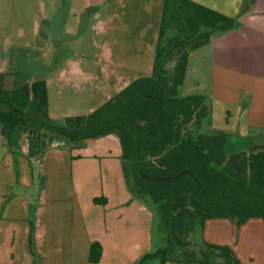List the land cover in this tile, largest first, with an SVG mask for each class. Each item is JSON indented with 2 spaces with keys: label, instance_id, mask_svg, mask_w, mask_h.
I'll use <instances>...</instances> for the list:
<instances>
[{
  "label": "crops",
  "instance_id": "crops-1",
  "mask_svg": "<svg viewBox=\"0 0 264 264\" xmlns=\"http://www.w3.org/2000/svg\"><path fill=\"white\" fill-rule=\"evenodd\" d=\"M189 1L233 19L235 25L213 33L209 43L189 53L182 86L191 77L193 91H198L194 93L207 98L214 130L249 142L236 151L264 144V0ZM62 7L67 10L63 23L55 18ZM162 8L163 0H0L4 89L35 81L23 75L22 67L32 60L24 64L16 56L29 51L40 34L47 43L51 25L58 20L65 35L75 34L87 18L93 35L107 41L102 58L97 57L95 75L83 73L76 48L78 58L57 60L60 74L45 75L44 81L52 122L91 113L134 80L150 76ZM72 43L81 46L79 39ZM55 80L64 82L62 88L77 91L89 83L86 106L76 104L62 111L59 92L51 83ZM49 148L56 145L42 148L20 131L13 132L9 147L0 143V264H91L92 243L101 247L95 264H136L154 249L153 215L127 188L116 136L85 142L77 151L80 159L69 162L73 192L69 209L47 202L52 174L68 170L62 151L50 149L42 156ZM202 237L207 243L231 247L241 264H264L261 219L240 227L224 219L210 220Z\"/></svg>",
  "mask_w": 264,
  "mask_h": 264
},
{
  "label": "trees",
  "instance_id": "trees-1",
  "mask_svg": "<svg viewBox=\"0 0 264 264\" xmlns=\"http://www.w3.org/2000/svg\"><path fill=\"white\" fill-rule=\"evenodd\" d=\"M234 25L233 19L189 0H163L150 76L134 80L91 113L66 117L61 124L49 119L44 80L5 90L0 74V143L9 147L15 131L42 148L57 142L80 147L116 136L127 188L163 233L161 245L136 264H241L231 247L203 240L194 244L188 235L203 231L210 220H229L235 227L251 219L264 221V144L226 152L230 135L212 128L207 98L178 92L189 53ZM100 255V245L92 243L90 263Z\"/></svg>",
  "mask_w": 264,
  "mask_h": 264
},
{
  "label": "rangeland",
  "instance_id": "rangeland-1",
  "mask_svg": "<svg viewBox=\"0 0 264 264\" xmlns=\"http://www.w3.org/2000/svg\"><path fill=\"white\" fill-rule=\"evenodd\" d=\"M35 7V6H34ZM36 8V7H35ZM33 11V9H32ZM34 11H36L34 9ZM66 8L62 7L61 11L55 16V18H58L59 20L62 19V23L64 21V16H66ZM31 13V9L29 10ZM103 13V12H101ZM85 18V17H84ZM58 20V21H59ZM57 21L56 24L51 25L53 29L51 30L52 33L50 35V38L46 40L44 38L43 34H40L37 37L36 42L32 44V46L29 48V51L26 49L21 51V55H17L16 58L21 59V63L28 62V60H32V63H30L27 66L22 67L23 68V75L28 76V78H34V80H44L45 75L52 76L53 78H56L60 73L59 70L61 69V62H57V60H63L64 58H72L76 59L78 58L77 55H75V51H77L76 48L79 49L80 61L82 62L83 66L81 67L83 70V73L94 76L96 73V60L97 57L102 58L103 54L101 53L102 44L103 46L106 44V40L102 39L101 37L94 36L93 33L89 29V20L85 18L83 22L79 25V31H77L75 34L65 35L63 32V29L61 28L62 25ZM45 28V25L43 26ZM79 39V43H81L80 47H73L70 46V44H73V40ZM78 45V44H76ZM97 46V47H96ZM100 46V48H99ZM52 53V57L49 56V53ZM61 51L63 52L61 56H56L57 53ZM98 54V55H97ZM106 54V53H105ZM14 55H12L13 57ZM15 58V59H16ZM60 63V65H59ZM174 63L170 62L167 65V69L169 71H172ZM17 66V65H16ZM16 66L11 67L12 70ZM86 66H92V69H86ZM28 68V72H27ZM13 72H18L17 69H14ZM31 80V79H28ZM56 81V83H55ZM52 81V87L54 88V92L58 91V100H59V107L62 109V111H65L69 109L70 107H74L76 104L80 106H86L87 101L89 99L90 94V85L89 83H85L82 85L80 91L75 90L73 87H65L62 88L61 85L64 82H60L59 80ZM80 86V82L79 85ZM195 88V85L192 81V78H188L186 80V83L184 86H180L178 88V92L180 96H188V95H197L193 91ZM53 89L51 88V97L54 95ZM55 96V95H54ZM60 124V123H58ZM227 146L226 152L232 153L236 150H239L240 148H243V146H247L249 142L247 140H242L238 138L237 136H231L230 141ZM53 145H56V148L54 149H47L44 150L41 154L42 156L47 153L50 149L53 151H62L64 154V159L67 162V171L58 172L55 174H52V189L50 193L52 194L51 197L47 196V202H53L55 203V207L60 206L61 208H67L69 209L70 206H72V196L73 192L70 191V166L69 162L72 160H78L80 159L77 151L79 147H72L65 143H53ZM48 146V145H47ZM73 156L75 158H73ZM152 235H153V244L154 249L161 245L162 239H163V233L159 227L158 221L152 217ZM229 221V220H228ZM230 222V221H229ZM161 239V241L157 242L158 239ZM203 240L202 237V231L200 229H196L194 232L188 235V241L194 244H199ZM205 241V240H203ZM157 242V243H156Z\"/></svg>",
  "mask_w": 264,
  "mask_h": 264
},
{
  "label": "water",
  "instance_id": "water-1",
  "mask_svg": "<svg viewBox=\"0 0 264 264\" xmlns=\"http://www.w3.org/2000/svg\"><path fill=\"white\" fill-rule=\"evenodd\" d=\"M176 177H173L172 179H175ZM168 179H161V180H157V181H166Z\"/></svg>",
  "mask_w": 264,
  "mask_h": 264
}]
</instances>
